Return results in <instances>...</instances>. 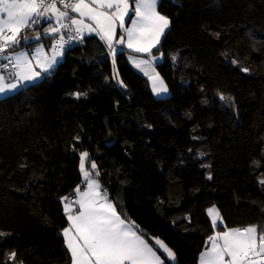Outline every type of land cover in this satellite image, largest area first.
<instances>
[{
  "label": "trees",
  "instance_id": "16d2710c",
  "mask_svg": "<svg viewBox=\"0 0 264 264\" xmlns=\"http://www.w3.org/2000/svg\"><path fill=\"white\" fill-rule=\"evenodd\" d=\"M157 7L170 20L154 49L167 98L154 97L124 49L113 57L95 34L38 82L0 97V230L13 233L0 259L15 247L24 264H71L61 197L82 183L83 151L110 200L150 244L164 240L177 264H198L214 230L264 225V0ZM46 27L16 49H49ZM211 206L223 228L206 218Z\"/></svg>",
  "mask_w": 264,
  "mask_h": 264
},
{
  "label": "snow or ice",
  "instance_id": "6c2138e0",
  "mask_svg": "<svg viewBox=\"0 0 264 264\" xmlns=\"http://www.w3.org/2000/svg\"><path fill=\"white\" fill-rule=\"evenodd\" d=\"M158 2L159 0H133L130 5V0H59L64 9L61 10L57 7V0H0V61H3L0 62V68H7L12 64L16 70L13 75L17 80V83H5L4 77L0 76V95L6 96L17 91L18 85L27 87L28 84H34L42 78V73L46 75L54 70L59 63L57 57L62 55L68 41L64 36L55 39L53 34H58L61 29L70 26H75L73 31L81 39L85 30L96 33L115 57L118 50L113 46V40L119 22L126 39L121 35L116 43H126L129 49L137 53L152 55V49L159 44L165 29L170 25L169 18L157 10ZM70 12L78 13L81 18L71 16ZM84 17L92 23L86 24ZM125 17L131 21L129 27H125ZM52 18H55L58 27L52 25ZM65 20L69 23H64ZM42 22L48 24L43 29V35L54 39L55 43L50 46V57L43 49L37 50L33 57L36 61L34 66L30 53L17 51L15 46L20 45L22 40L25 43L29 39L41 40L38 27ZM34 26L37 28L35 36H21L24 30ZM74 39L76 37H69V40ZM132 62L137 67L147 63L135 59ZM159 84L156 87L154 81L153 90L157 94H167L168 88L163 85V81H159ZM70 95L79 99L86 97L87 93L75 92ZM220 99L224 101L225 97L221 95ZM75 139L79 141L80 138ZM73 147L75 150V146ZM86 160H89V153L83 151L80 153L79 170L83 174L87 189L80 191V186L77 185L69 194L78 196L74 201H69L67 196L61 197L65 201L64 211L70 222L61 233L71 254V264H164L165 260L169 264H177L175 252L164 242L156 238L154 244H149L144 239V234L133 226L134 222H127L128 218L123 214L122 208L118 209L117 203L109 199L106 189L101 192V185L93 177V173L95 176L100 175L96 162L89 160V170L85 168ZM20 166L27 167L26 164ZM253 166L260 167L259 161H253ZM211 178L209 175L208 179ZM258 183L264 186V179H260ZM73 204L78 206L74 214ZM207 213L212 218L214 228H223L222 218L215 206L207 209ZM12 236L11 231L0 230V244ZM209 241L211 247L200 253L198 264H264V225L217 231L209 237ZM0 264H24V260L13 247L4 252Z\"/></svg>",
  "mask_w": 264,
  "mask_h": 264
},
{
  "label": "crops",
  "instance_id": "0c3cea01",
  "mask_svg": "<svg viewBox=\"0 0 264 264\" xmlns=\"http://www.w3.org/2000/svg\"><path fill=\"white\" fill-rule=\"evenodd\" d=\"M132 3H133V0H130V5H132ZM157 10H158V7H157ZM109 11H112V10H109ZM70 15L71 16H74V17H76V18H81L80 16H79V14L78 13H72V12H70ZM84 19V21H85V23L86 24H90V23H92V21H89L88 19H87V17H84L83 18ZM54 21H56L55 20V18H52V21H51V23L52 22H54ZM43 23V22H42ZM130 24H131V21L128 19V17H125V27H129L130 26ZM170 26V25H169ZM75 26H72V28H74ZM167 30L168 29H165V33L167 32ZM93 34H95V35H97L96 33H94V32H92V33H89L87 30H85L83 33H82V36L84 37V36H87V35H93ZM36 34H30V36H28V37H33V36H35ZM121 35H124L125 36V39H126V34L123 32V29H121L120 27H119V22H117V27H116V37L114 38V40H113V46L115 47V48H118V47H121V46H124L125 47V51H126V57H127V60H128V62H129V64L134 68V69H136V67H137V65L135 64V63H133L132 61L133 60H129V56L128 55H132L133 57H134V59L135 60H137V61H139V60H143V58L145 59V60H147V58L148 57H150V55L148 54V53H137V52H135V51H133L132 49H129L128 47H127V44L125 43V44H123V45H121V44H117L116 43V40H118L119 38H120V36ZM164 36V35H163ZM163 36H161V38H160V42H161V40H162V38H163ZM33 41H35V40H33V39H29V41L28 42H33ZM105 42V41H104ZM160 42H159V44H160ZM121 45V46H120ZM157 48V45H156V47H154L153 49H152V56L153 55H156L157 56V53H154V49H156ZM39 49H43V51L45 52V53H47V55L50 57L52 54V52H51V50H50V46H49V49L43 44V43H37L35 46H33V47H31V48H25V47H20V48H17L16 50L17 51H20V50H24V51H26V52H28V53H30V59H32V62H33V65L35 66V64H36V61H35V59L33 58L34 56H35V54H36V52H37V50H39ZM9 51H11V50H9ZM118 52H120V51H118ZM63 54V53H62ZM57 59L58 60H60L61 58L60 57H57ZM143 65L144 64H141L139 67H143ZM157 65V64H156ZM155 65V66H156ZM55 68V67H54ZM36 70L37 71H40V69L39 68H36ZM48 74V73H47ZM46 74V75H47ZM141 74H143V75H145L146 76V78L149 80V78L147 77V75L146 74H144V73H141ZM45 74H43L42 73V76H44ZM153 75H155V73H153ZM2 76H4V77H6L4 74H2ZM14 79H16V78H14ZM41 79V78H40ZM11 83H17V81H15V82H11ZM150 84V83H149ZM22 87L21 86H19L18 85V90L19 89H21ZM149 88H151L150 86H149ZM17 90V91H18ZM151 90V89H150ZM169 90V89H168ZM79 164H80V161H79ZM81 177H82V183H81V185H80V191H85L86 189H87V185H86V182H84V179H83V174L81 173ZM93 177H95L94 175H93ZM98 180V179H97ZM98 182H99V180H98ZM99 184H100V182H99ZM101 185V184H100ZM101 192L103 193L104 191H103V189H102V187H101ZM76 197V199L78 198V196H75ZM110 199V198H109ZM77 205H75V204H73V214L76 212V209H77ZM212 207V206H211ZM211 207H208L207 209H209V208H211ZM207 209L205 210V216H206V218L210 221V223H211V220H212V218L208 215V213H207ZM218 209V208H217ZM219 211V210H218ZM67 214V213H66ZM219 214H220V212H219ZM68 215V214H67ZM220 217H221V214H220ZM68 220V219H67ZM223 221V220H222ZM127 222L128 223H130V224H132L133 222L132 221H130V220H127ZM218 223H219V221H218ZM69 224H70V222L68 221V224H67V226L66 227H68L69 226ZM211 225H212V223H211ZM135 228H136V226H135V224L133 225ZM213 226V225H212ZM227 229H230V228H226V229H223V230H227ZM136 230L138 231V229L136 228ZM217 231H221V230H214V232L210 235V236H212V235H214V233L215 232H217ZM139 232V231H138ZM62 234V233H61ZM63 236V235H62ZM209 236V237H210ZM209 237L207 238V240H206V244H205V247H204V249L202 250V252L203 251H205L207 248H210L211 247V242L209 241ZM64 238V237H63ZM144 239L146 240V241H148L147 239H146V237L144 236ZM64 241H65V239H64ZM149 242V241H148ZM66 244V243H65ZM149 244H150V242H149ZM158 254H160L159 252H158ZM71 255V254H70ZM164 257L162 256V259H163ZM227 259V258H226ZM164 264H167V261L165 260L164 261Z\"/></svg>",
  "mask_w": 264,
  "mask_h": 264
},
{
  "label": "rangeland",
  "instance_id": "374dc122",
  "mask_svg": "<svg viewBox=\"0 0 264 264\" xmlns=\"http://www.w3.org/2000/svg\"><path fill=\"white\" fill-rule=\"evenodd\" d=\"M159 44H157V46H158ZM118 51H122L123 49H125V47L124 46H121V47H118V48H116ZM117 51V52H118ZM52 54V53H51ZM129 56V60L131 61V60H133L134 59V57L132 56V55H128ZM61 59L59 60V62L60 61H62L63 60V54L61 55V56H59ZM163 59H164V57H163V53H160V52H157V56L156 55H150V57H148L147 58V60H145L144 58H143V60L144 61H147V63L146 64H144L143 65V67H136V71H138L140 74L141 73H144V74H146L147 75V77L149 78V86L151 87L150 89H151V92H152V94L154 95V97L155 98H167L169 95H170V92H169V90H168V92H167V94H163V93H161V94H157L154 90H153V88H154V81H155V86L156 87H159L160 86V84H159V81H163V85L164 86H166L167 87V85H166V83H165V81L163 80V78L161 77V75L158 73V71H157V69H156V64H158V63H160V62H162L163 61ZM58 65V64H57ZM57 65H55V67L57 66ZM135 68V67H134ZM153 73H155V75H153ZM143 75V74H142ZM0 76H2V73H0ZM45 76V75H44ZM44 76H42V78L44 77ZM145 76V75H144ZM157 76H158V80H157ZM4 77V76H3ZM146 77V76H145ZM41 78V79H42ZM41 79H38L36 82H38L39 80H41ZM4 81H5V83H11V82H15V81H17L16 79H14V78H6V77H4ZM29 85V84H28ZM168 88V87H167ZM14 92H16V91H13V92H10L8 95H10V94H13ZM3 96H5V95H0V97H3ZM160 106V105H159ZM85 168H86V161H85ZM87 169V168H86ZM96 180H97V178L96 177H94ZM98 181V180H97ZM213 207V206H212ZM215 208L217 209V207L215 206ZM218 210V209H217ZM252 226V225H251ZM247 227V226H246ZM241 228H243V227H241Z\"/></svg>",
  "mask_w": 264,
  "mask_h": 264
},
{
  "label": "built area",
  "instance_id": "2783aa9c",
  "mask_svg": "<svg viewBox=\"0 0 264 264\" xmlns=\"http://www.w3.org/2000/svg\"><path fill=\"white\" fill-rule=\"evenodd\" d=\"M57 7L61 8V10H64L63 9V5H61L59 3V0H57ZM70 11V10H69ZM64 23L68 24L69 21L68 20H65ZM53 26H56L58 27L59 25H57L56 21L53 22ZM55 39H59L60 36H64L65 40L68 41V43L65 44L64 46V51L63 53L70 47V46H73V45H78L82 39L80 37H77L76 36V32L73 31V28L72 26L68 27V28H64V29H61V32L58 33V34H53ZM69 37H76V39L74 40H69ZM55 43V40L54 39H51V43H50V46ZM51 50V48H50ZM0 62H3V61H0ZM16 70L13 68L12 64H9L7 68H0V73L2 74H5L7 77H10V78H15V76L13 75V73L15 72ZM69 200L70 201H74L76 200V197L75 196H68Z\"/></svg>",
  "mask_w": 264,
  "mask_h": 264
},
{
  "label": "water",
  "instance_id": "95a60500",
  "mask_svg": "<svg viewBox=\"0 0 264 264\" xmlns=\"http://www.w3.org/2000/svg\"><path fill=\"white\" fill-rule=\"evenodd\" d=\"M159 240H161L162 242H164V244H166L167 245V243L164 241V240H162V239H160V238H158ZM154 242H155V239H154ZM168 246V245H167ZM169 247V246H168ZM170 248V247H169ZM167 261V263L169 264V261L168 260H166Z\"/></svg>",
  "mask_w": 264,
  "mask_h": 264
}]
</instances>
